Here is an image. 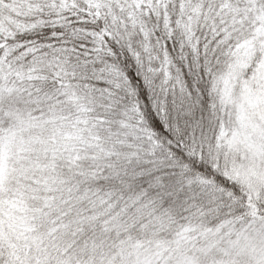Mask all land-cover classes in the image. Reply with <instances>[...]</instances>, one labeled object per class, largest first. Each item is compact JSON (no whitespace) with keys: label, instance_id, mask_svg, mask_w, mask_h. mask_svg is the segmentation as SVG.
I'll use <instances>...</instances> for the list:
<instances>
[{"label":"snow or ice","instance_id":"snow-or-ice-1","mask_svg":"<svg viewBox=\"0 0 264 264\" xmlns=\"http://www.w3.org/2000/svg\"><path fill=\"white\" fill-rule=\"evenodd\" d=\"M0 264H264V0H0Z\"/></svg>","mask_w":264,"mask_h":264}]
</instances>
